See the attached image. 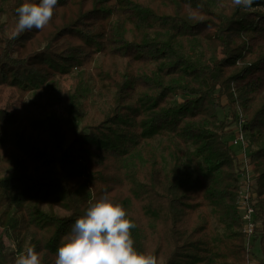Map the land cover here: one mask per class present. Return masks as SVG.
<instances>
[{"label":"trees","instance_id":"trees-1","mask_svg":"<svg viewBox=\"0 0 264 264\" xmlns=\"http://www.w3.org/2000/svg\"><path fill=\"white\" fill-rule=\"evenodd\" d=\"M22 2L0 0V91L26 97L0 107V264L28 246L54 264L105 192L157 264H264V0H59L43 29L12 39ZM76 71L91 77L61 98ZM93 90L101 117L79 125ZM238 113L259 223L249 245L225 137Z\"/></svg>","mask_w":264,"mask_h":264},{"label":"clouds","instance_id":"clouds-1","mask_svg":"<svg viewBox=\"0 0 264 264\" xmlns=\"http://www.w3.org/2000/svg\"><path fill=\"white\" fill-rule=\"evenodd\" d=\"M59 0H23L15 9L17 22L12 39L25 31L43 29L52 19ZM234 6L249 9L254 0H232ZM136 224L120 203H114L105 192L87 201L82 215L76 217L70 230L61 238L54 264H157L154 254L134 248L130 230ZM14 264H42L34 246H28L15 257Z\"/></svg>","mask_w":264,"mask_h":264},{"label":"built area","instance_id":"built-area-1","mask_svg":"<svg viewBox=\"0 0 264 264\" xmlns=\"http://www.w3.org/2000/svg\"><path fill=\"white\" fill-rule=\"evenodd\" d=\"M243 122V116L238 113V117L232 124L233 126H227L225 132L233 136V145H239V151L236 152L237 169L240 174L237 206L242 219V230L249 245L255 235L256 228L259 227V223L254 217V202L256 199L254 170L249 157L248 141L242 130Z\"/></svg>","mask_w":264,"mask_h":264},{"label":"rangeland","instance_id":"rangeland-1","mask_svg":"<svg viewBox=\"0 0 264 264\" xmlns=\"http://www.w3.org/2000/svg\"><path fill=\"white\" fill-rule=\"evenodd\" d=\"M90 77H91V74L89 72H83V71H76L73 75L65 76L61 80L60 97L63 98L64 91L66 89L70 88L72 84L77 83L78 81L82 80L83 78L87 79ZM93 95H94V99H95L94 103H93V107L86 112L75 113V114H77V116H79V117H77L80 120L79 125L83 124V122L87 121V120L97 121L101 117V113L104 109V105H103L102 101L96 96L95 90H93ZM20 98H23V97L15 94L9 90L0 91V107L6 106V107H9L10 109L15 110L19 106ZM22 100H26V97H25V99L23 98ZM222 102L225 104L226 103L225 99H223ZM56 111L58 113H60L62 111V108L60 106H57ZM228 111H229L228 107L224 105L223 108L219 110V116L220 117L225 116L227 119H229L230 117H229ZM226 113H227V116H226ZM234 120L231 121L229 126H231L233 124ZM225 137H226V140L228 141V144H229V147L231 148V150H233L235 153L238 152L239 151V145H233L232 144L233 136L227 132ZM155 144L157 145L158 150L160 152H163L162 147L159 145L158 139L155 141ZM56 213L60 214V213H63V211L60 209H56ZM254 252L257 255H260L259 247L255 248ZM250 264H252V263H250Z\"/></svg>","mask_w":264,"mask_h":264}]
</instances>
